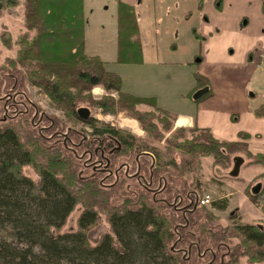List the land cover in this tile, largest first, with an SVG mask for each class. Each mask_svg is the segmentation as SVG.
Returning <instances> with one entry per match:
<instances>
[{"label":"trees","instance_id":"obj_1","mask_svg":"<svg viewBox=\"0 0 264 264\" xmlns=\"http://www.w3.org/2000/svg\"><path fill=\"white\" fill-rule=\"evenodd\" d=\"M23 1L26 23L36 31V36L32 41H28L29 38L23 41L24 47H21L17 62L7 60L9 67L6 63L0 66V92L10 89L20 92L28 83L44 92L69 120L82 123L90 131L70 129L71 140L75 144L82 141L74 153L65 147L58 134L52 139L46 138L59 129L68 131L62 120L56 118L52 131L41 134L31 121V113L7 114L4 104L0 108V264H195L198 258L202 260L208 255L213 263L217 262L213 247L201 257L200 249L207 241L205 231L197 224L196 228L203 234L196 238L195 232L191 231L204 205L192 203V189L199 190L193 180L181 179L184 171L173 165L174 171L180 175L176 176L158 157L152 169L154 187H159L162 180L163 185L166 182L164 190L154 197L153 192L137 183L130 189L125 188L124 193L128 196L122 203H115L113 199L122 196L119 191L127 186V179H121L114 186L102 185L101 174L86 167L79 158L83 150L90 149L94 154L95 147L103 144L108 148L117 146L115 164L127 161L131 165L138 153H153L141 149L133 136L111 125H101L93 116L79 117L80 100H89L92 88L107 80V88L126 95V100L129 98L135 104L151 102L158 106L154 97L124 92L121 77L105 69L100 58L90 60L85 57L84 0ZM17 3V0H0V15L5 6ZM118 28L120 53L126 55L131 51L137 55L142 50L140 42L136 44L140 47L138 52L130 44L123 47L130 42L134 44V37L138 39L137 13L134 5L121 0ZM18 66L25 69L26 76ZM196 81L202 82L200 76H196ZM95 104L103 112L110 113H114L117 106L116 100L109 98ZM256 112L264 114V104ZM194 133L191 141L183 140L176 143L177 147L193 154H212L219 160L231 153V147L244 145L220 139L205 129H196ZM239 136L240 139L249 138L242 132ZM243 150L237 152H246L259 163L264 160L263 153L252 154L250 150ZM145 166L148 170L151 162ZM25 168H31L39 180L26 174ZM198 192L195 193V202ZM177 197L178 200L183 198L186 204L189 202L187 206H191L193 212L184 217L181 212L173 210L176 219L165 210L172 207L170 202ZM252 197L254 199L256 195ZM80 204L82 212L77 221L78 230L62 232L68 217ZM213 205L224 210L227 202L216 201ZM103 214L112 233L103 234L97 243L92 244L89 232L99 224ZM173 220H178L177 230L173 229ZM236 230L249 245L244 255L255 261L263 260L264 229L247 224L237 226ZM172 241L177 242L175 250L168 248ZM179 250L186 253L185 257H181ZM192 252H196L197 257L191 260ZM229 257L228 264H237L235 253ZM218 264H226L225 258Z\"/></svg>","mask_w":264,"mask_h":264},{"label":"rangeland","instance_id":"obj_2","mask_svg":"<svg viewBox=\"0 0 264 264\" xmlns=\"http://www.w3.org/2000/svg\"><path fill=\"white\" fill-rule=\"evenodd\" d=\"M17 2L15 6H5L0 15V66H4L6 63V67H9L7 66V60L15 59L17 62L18 58L21 57V47H24L23 41L26 38H29L28 41H32V38L36 36V31L29 28L26 23L24 1L17 0ZM135 2L134 7L144 33V43H148L143 51L144 54L142 50H140V47L138 48L136 46L137 42H140L142 45L140 40V30L142 29L139 28V22L138 39L135 37L133 38L135 45L131 42L122 44L124 45L123 47L131 45L132 48L135 50L137 49V52L139 50L140 52L137 55L136 53L133 55L131 51L126 53V55L123 52L122 54L120 53L117 39L114 40L116 37V30L119 32V28L117 29L118 0H84V54L87 59L92 57L100 58V60L105 63V69L120 76L122 80V90L124 92L136 96L154 97L158 106L153 105L151 102L135 104L134 101L129 98L126 100V95L121 94L113 88H107L108 83L107 80H105V83L90 90L91 97L89 100L86 101L84 98L80 100L81 103L78 105L77 110L80 108H88L91 113L90 115L98 119L101 125H111L127 133L129 136H133L141 149L150 150L155 154H153L155 163L156 160L158 161L159 157L161 162L170 166L169 169H171L176 176L179 174L174 171L176 168H174L173 165H176L178 170L181 169L184 171L185 175L183 177L181 176V179H185L184 177H186L188 181L193 180L196 183L199 190V192L197 191L199 200L205 197L210 198L212 201L211 204L204 205V207L200 208L202 213L200 217H197L198 220H193L196 223L194 224L195 226H192L193 230H191L195 232L196 238H199L200 235L203 234L200 230L206 233V246L204 244L202 250L200 249L201 257L207 253V249L213 247L212 250L214 251V255L218 257L219 261L225 258L226 264L231 260L229 254L232 253L236 254L237 264H264V259L255 261L250 259L249 256L244 255V253L248 252L249 245L244 243V237L236 230L237 226L247 224L256 225L264 229V160H261V163H259L245 154L246 152H237V150L244 149L250 150L252 154H264V149L261 148V145L254 144L255 142L249 143L248 139H240L235 142H240V144H244L243 146L231 147L229 149L231 153L229 155L227 154L226 158L222 157V160H218L213 157L212 154H193L178 148L176 145V143L182 142L183 140L191 141L193 139L192 137L196 135L194 130L198 128L179 125L177 123L178 119H175V116L179 112L187 113L191 111L192 108L197 107V102L192 98L194 95V93H192L193 91L189 93L190 95L186 94L181 96L179 92L175 94L174 97H168L163 89L166 86V82L169 80L168 78L174 80V74H177V79L178 74L185 76L187 71H192V68L186 65L183 66L178 64V67H173L170 64L174 60L173 58L179 55V52L176 53L173 48L176 47V45H187V47H190L189 42L194 39L192 32L189 31L190 27L193 23L198 22L200 18H204V15H201L199 9L200 0H187L183 3L179 1V3L176 4V14L173 17L174 22L167 20V17L149 16L148 18L146 16V14L150 12L154 14L153 10H155L159 1L138 0L137 2L136 0ZM159 6L161 9L162 3H159ZM106 7L108 8L106 9ZM187 7L190 11H186ZM191 10L192 13H190ZM187 12H189L188 14H192V18L191 16L190 18L182 16ZM119 41L118 39V42ZM153 47L160 48V59H156L153 53ZM197 48H200L199 44ZM180 51H182V47ZM18 68L20 67L18 66ZM20 70L22 75L26 76L25 69L20 68ZM23 91H26L41 110L62 120L66 126L75 128L77 131L83 129L90 131V129L82 123L69 120L62 110L52 103L49 97L39 88L26 83ZM17 92V90L12 91L10 89L0 92V97L7 94H11V97H13ZM85 92L87 93V90H85ZM103 98L116 100L117 106L114 113L108 111L103 112L96 106L95 103ZM0 102H2L0 104V108H2L4 101L1 100V98ZM180 103L188 104L191 109L184 111V105ZM164 110H167V113ZM8 113L13 112L9 110ZM2 116L1 114V117ZM248 144L250 145L247 146ZM239 156L244 159V162L241 164L238 176L234 177L231 176L230 173L234 167V158ZM24 172L30 175L34 180H39L38 175L31 168H25ZM114 182L115 180L113 179L107 183L111 184ZM127 182V186L125 185L126 187L119 191V194L122 196L113 199L115 203H122V200L128 196L125 195L124 190L128 187L130 189L131 185L137 184L136 181L127 180ZM258 183L262 186L256 198L253 199L252 196L255 195L252 193V188ZM192 190V192H194H190L193 195L192 203L195 204L194 198L197 192L194 189ZM216 201L227 202L226 208L224 210L215 208L213 202ZM170 203L172 207L166 209L165 213L176 218L173 212V210H176L174 206L176 200L172 199ZM188 204L189 202L186 205ZM194 204L191 205L194 206ZM197 204L199 205V203ZM187 207L192 209L191 206ZM81 212L82 205L80 204L68 217L61 231L73 232L78 230L77 221ZM211 216H213V218ZM177 222L178 220H173V229L175 228V230H177L178 227ZM196 224L200 226V230L196 228L198 227ZM89 233L90 242L92 244L97 243L103 234L112 233L105 214L102 215L99 224L93 227ZM215 235H217L216 238ZM176 247L177 242L174 241L170 242L168 246L169 250H175ZM262 250L264 252V247ZM178 253L181 257H185L186 253L184 251L180 252L179 250ZM192 255L191 260L197 257L196 252H192ZM210 258L209 255L202 260L198 258L195 264L219 263L218 260L213 263Z\"/></svg>","mask_w":264,"mask_h":264},{"label":"crops","instance_id":"obj_3","mask_svg":"<svg viewBox=\"0 0 264 264\" xmlns=\"http://www.w3.org/2000/svg\"><path fill=\"white\" fill-rule=\"evenodd\" d=\"M121 1L136 3V0ZM152 1H159L162 7L160 9L158 3L154 14H146L148 18L167 17L174 22L176 4L187 0ZM199 9L204 18L193 23L189 30L194 42H189L190 47L176 45L173 50L179 55L170 64L173 67L186 65L192 71H187L185 76L178 74L177 79L174 74L175 81L168 78L170 81L163 91L168 97H174L179 92L183 96L192 91L198 93L205 87L209 90L199 101L193 97L197 107L187 113L179 112L175 119L184 118L185 127L209 130L229 142L240 140L242 132L249 137V143L255 142L264 149V114L256 112L264 104V0H200ZM187 10L190 11L188 7ZM188 13L182 16L190 18L192 14ZM138 22L141 28L139 17ZM143 34L142 29V52L148 44L144 43ZM115 39L119 44L118 30ZM153 53L160 59L159 47H153ZM197 75L202 82L196 81ZM180 104L184 105V111L191 109L188 104Z\"/></svg>","mask_w":264,"mask_h":264},{"label":"flooded vegetation","instance_id":"obj_4","mask_svg":"<svg viewBox=\"0 0 264 264\" xmlns=\"http://www.w3.org/2000/svg\"><path fill=\"white\" fill-rule=\"evenodd\" d=\"M0 98L4 101V107L6 108L7 114L9 110H12L13 113L18 112V115H26L31 113V121L36 127H38L41 134L52 131L56 124V117H53L41 110V108L33 101V99L24 91L17 92L13 97H11V94H7ZM10 107L12 109H10ZM79 117L81 116L79 115ZM71 128L72 127H68V131H63L62 129L56 130L51 132V136H46V138L52 139L58 134L61 136L60 139L63 140L65 147L70 151L77 153L76 146L80 145L82 141L79 144H75L71 140L69 136V131ZM116 149L117 146L108 148L107 145L103 144L101 146L95 147L94 154L90 149L83 150L82 154L79 155V158L83 160V164L86 167H90L95 173L101 174L100 183L102 185L114 186V184L125 178L130 181H136L147 190L153 192L154 197L158 192H162L164 190L166 187V182L164 181L163 185L162 180L159 183V187H154L155 182L152 169L155 166V161L153 153L149 151H142L138 153L135 157V163L131 165L127 161L115 164L116 161L114 162V158L116 156ZM149 161L151 162V166L148 170H146L144 167H146L145 165ZM113 179L115 180L114 183H107ZM197 199H199V197ZM175 200V209L181 212L184 216H187L190 212H193L192 209L187 207L183 198L178 200L177 197Z\"/></svg>","mask_w":264,"mask_h":264},{"label":"water","instance_id":"obj_5","mask_svg":"<svg viewBox=\"0 0 264 264\" xmlns=\"http://www.w3.org/2000/svg\"><path fill=\"white\" fill-rule=\"evenodd\" d=\"M208 87H205L204 89L198 91V93H196L194 95V99H198L200 98L204 93H206L208 91ZM78 114L82 117V118H88L90 116V110L88 108H80L78 110ZM244 162V159L242 157H235L234 158V167H233V170L231 171L230 175L231 176H238L239 174V171H240V167H241V164ZM261 184L258 183L256 186H254L252 188V193L253 195H257L259 192H260V189H261Z\"/></svg>","mask_w":264,"mask_h":264},{"label":"built area","instance_id":"obj_6","mask_svg":"<svg viewBox=\"0 0 264 264\" xmlns=\"http://www.w3.org/2000/svg\"><path fill=\"white\" fill-rule=\"evenodd\" d=\"M211 200H210V198L209 197H205V198H202V200H201V205H209V204H211Z\"/></svg>","mask_w":264,"mask_h":264},{"label":"bare ground","instance_id":"obj_7","mask_svg":"<svg viewBox=\"0 0 264 264\" xmlns=\"http://www.w3.org/2000/svg\"><path fill=\"white\" fill-rule=\"evenodd\" d=\"M123 122H125V121H123ZM178 123L183 125V124L186 123V119L181 118V119H179ZM124 125H125V124H124ZM130 125H132V124H130Z\"/></svg>","mask_w":264,"mask_h":264}]
</instances>
